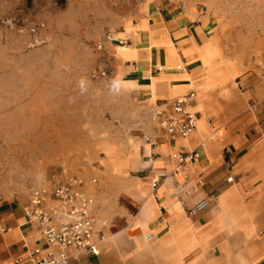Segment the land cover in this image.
<instances>
[{
    "label": "crops",
    "instance_id": "obj_1",
    "mask_svg": "<svg viewBox=\"0 0 264 264\" xmlns=\"http://www.w3.org/2000/svg\"><path fill=\"white\" fill-rule=\"evenodd\" d=\"M151 8L111 41L116 76L132 101L124 115L145 117L194 90L197 126L172 138L146 122L149 133L132 157L142 174L125 178L138 196L135 216L105 237L101 209L93 215L99 254L71 247L69 264H264V0H163ZM178 149L199 156L180 168ZM113 174L102 175L105 182ZM108 192L99 191L101 204ZM30 198H0V264H31V249L49 248L27 217ZM205 198L210 205L190 215Z\"/></svg>",
    "mask_w": 264,
    "mask_h": 264
},
{
    "label": "rangeland",
    "instance_id": "obj_2",
    "mask_svg": "<svg viewBox=\"0 0 264 264\" xmlns=\"http://www.w3.org/2000/svg\"><path fill=\"white\" fill-rule=\"evenodd\" d=\"M161 1L0 0L1 199L77 174L93 193L95 218L107 213L105 237L135 216L138 196L125 178L142 174L132 157L156 106L146 118H126L132 101L116 76L111 41ZM110 170L109 183L102 175ZM99 191H112L102 204Z\"/></svg>",
    "mask_w": 264,
    "mask_h": 264
},
{
    "label": "built area",
    "instance_id": "obj_3",
    "mask_svg": "<svg viewBox=\"0 0 264 264\" xmlns=\"http://www.w3.org/2000/svg\"><path fill=\"white\" fill-rule=\"evenodd\" d=\"M14 19L11 18L10 21ZM260 76L264 78V64L260 68ZM196 100L197 93L194 90L177 96L166 106L156 107L150 118L166 135L172 138H186L197 126L198 117L194 110ZM146 140L152 142L149 136ZM172 156L177 161V166L182 168L187 162L195 160L199 153L196 150L178 149ZM233 180V176L228 177V181ZM92 181L96 182V179ZM158 182L155 180L154 186H157ZM85 184L83 177L73 174L52 189L33 190L31 206L26 214L30 221H35L41 226L43 239L49 248L47 251H43L41 247L31 249V264H69L71 247L78 248L80 252L99 254L100 246L94 238L95 220L92 214L95 200L93 195L83 188ZM51 198L57 204L46 207V200ZM209 205V199H202L190 207L189 213L196 215ZM152 237V234H148L146 238L151 240Z\"/></svg>",
    "mask_w": 264,
    "mask_h": 264
}]
</instances>
